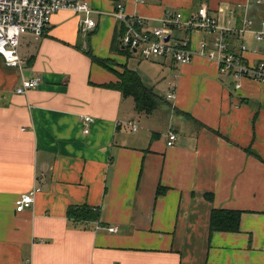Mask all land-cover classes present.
I'll list each match as a JSON object with an SVG mask.
<instances>
[{"label":"crops","instance_id":"crops-1","mask_svg":"<svg viewBox=\"0 0 264 264\" xmlns=\"http://www.w3.org/2000/svg\"><path fill=\"white\" fill-rule=\"evenodd\" d=\"M88 1L94 28L82 27L84 14L59 12L41 39H21V70L0 56V264H264V84L220 74L200 49L214 37L205 32L192 35L188 64L120 52L123 23L111 14L123 3L151 30L168 11L205 5L224 24L249 17L260 29L264 0ZM233 39L264 60L252 34ZM123 66L158 95L152 114L111 87ZM34 77L39 86L17 94ZM36 187L32 207L17 212ZM85 204L100 219L74 224L69 207ZM214 209L241 211L239 232L210 237Z\"/></svg>","mask_w":264,"mask_h":264},{"label":"built area","instance_id":"built-area-1","mask_svg":"<svg viewBox=\"0 0 264 264\" xmlns=\"http://www.w3.org/2000/svg\"><path fill=\"white\" fill-rule=\"evenodd\" d=\"M136 1L144 4L147 0ZM262 2L263 0H257L258 4ZM63 11L86 15L88 19L82 24L85 30L96 26L95 21L89 19L96 10L88 0H0V56L6 65L21 70L24 63L19 51L21 39L25 35L41 39L53 16ZM111 14L125 26V33L121 38L123 47L145 59L158 56L170 58L179 65L191 63L194 59L192 35L205 32L214 37L211 41L201 40L200 49L203 56L218 64L220 74L232 76L236 80L247 78L264 84V60L252 62L247 57L251 52L247 43L233 39L252 34L257 42L264 43V21L261 22L260 29H255L254 22L249 17H244L241 26L234 27L230 22L224 24L219 15L210 13L208 7L202 5L196 13L188 16L183 12L168 11L160 27L139 30L144 18L128 16L123 3H118ZM177 32L180 33L178 36ZM40 83L39 77L24 78L16 92L25 95ZM174 88L175 86L168 95L169 99L174 97ZM235 88H241V83H236ZM84 120L93 121L90 117H85ZM136 127L134 125V130ZM85 132L88 133V129ZM176 140L177 135L170 131L167 145L173 146ZM39 192L41 188L36 187L22 194L16 201V211L21 213L31 208ZM110 231L115 230L112 228Z\"/></svg>","mask_w":264,"mask_h":264},{"label":"trees","instance_id":"trees-1","mask_svg":"<svg viewBox=\"0 0 264 264\" xmlns=\"http://www.w3.org/2000/svg\"><path fill=\"white\" fill-rule=\"evenodd\" d=\"M121 27V31H116L115 33L113 40L114 47H116L118 37L122 38L123 34L125 33L124 24H122ZM119 51L127 53L129 50L125 49ZM87 54L89 56H92L91 52H88ZM94 59L98 61L100 65L104 66L105 68H108L107 63H109V61L101 60L95 57ZM114 72L117 73L119 82L111 85V87H115L116 89L120 90L124 97H132L135 102V109L139 114H152L158 106L159 97L153 92L152 89L147 88L143 84L140 75L136 71L130 70L127 66H123L121 72ZM247 152L260 158L259 155L251 149H247ZM165 190L166 188L159 187L157 194H162L163 192H166ZM241 216L242 212L238 210H212L209 226L210 237L215 232H239ZM67 217L70 221L74 222V224H85L88 222L98 221L100 219V212L97 208H93L86 204L70 206L68 209Z\"/></svg>","mask_w":264,"mask_h":264},{"label":"rangeland","instance_id":"rangeland-1","mask_svg":"<svg viewBox=\"0 0 264 264\" xmlns=\"http://www.w3.org/2000/svg\"><path fill=\"white\" fill-rule=\"evenodd\" d=\"M179 34H180V33H179V32H177V33H176V36H178ZM181 35H183V34H181ZM140 57H141V56H140ZM141 58H143V57H141ZM143 59H145V58H143Z\"/></svg>","mask_w":264,"mask_h":264},{"label":"water","instance_id":"water-1","mask_svg":"<svg viewBox=\"0 0 264 264\" xmlns=\"http://www.w3.org/2000/svg\"><path fill=\"white\" fill-rule=\"evenodd\" d=\"M169 38H167V40H168Z\"/></svg>","mask_w":264,"mask_h":264}]
</instances>
